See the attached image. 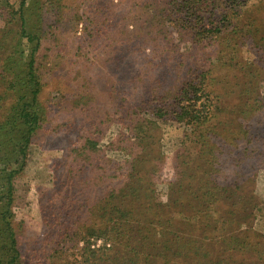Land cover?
Instances as JSON below:
<instances>
[{
	"label": "rangeland",
	"instance_id": "rangeland-1",
	"mask_svg": "<svg viewBox=\"0 0 264 264\" xmlns=\"http://www.w3.org/2000/svg\"><path fill=\"white\" fill-rule=\"evenodd\" d=\"M168 1L40 0L27 14L40 43L35 67L47 118L32 138L24 170L15 177L13 211L17 233L26 244L24 258H35V264H85V242L72 239L73 229L88 227L91 222H117L115 215L98 209L105 203L104 197L121 185L119 175L103 166L109 159L124 161V152L109 145L120 131H127L129 119L124 117L128 111L156 125L147 128L154 146L151 153L157 156V162L150 161L157 165L151 183L157 201L169 202L167 211L158 213L173 229L179 230L178 221L188 223L187 230L182 244H174L171 234L158 229L161 223L154 214L155 221L146 217L154 227L148 235L142 222L145 216L136 218L142 223L144 238L136 225L124 222L120 242H91L90 247L101 253L98 264H264V247L259 246H264V9L259 15L248 11V19L240 20L237 33L205 40L200 49L183 31L176 38L174 30V40L168 42L174 28L169 22L174 20V12ZM15 63L21 66V61ZM204 72L207 90L228 94L220 103L229 111L226 125L233 133L242 129L251 132L235 149L220 138L214 152L208 149L210 143L203 150L193 142L190 128L183 122L168 114H153V108L162 107L160 94L177 90L187 78ZM241 90L245 92L239 96ZM8 100L12 97L0 106V118ZM85 137L95 139L99 148L94 161L87 159L95 166H85L79 173H62L58 165L72 164L76 154L72 149ZM245 145L255 148L250 161L239 154ZM209 151L216 161L210 160ZM86 157L81 154L76 159L82 162ZM181 169L185 176L179 183L176 173ZM190 188L205 192L203 205L210 207L208 216L201 217L198 208L194 209L200 196L191 197ZM233 188L253 195L252 202L245 197L246 204L249 200L251 206L256 205L253 213L240 203L231 206L234 201L228 195ZM171 190L176 192L168 196ZM179 192L188 195L180 201L186 206L182 211L179 203L173 202L182 196ZM133 208L148 214L139 201ZM56 236L63 241L53 246ZM167 241L181 248L180 253L175 255ZM236 243L241 246L239 253ZM255 247L263 251L261 260Z\"/></svg>",
	"mask_w": 264,
	"mask_h": 264
},
{
	"label": "trees",
	"instance_id": "trees-1",
	"mask_svg": "<svg viewBox=\"0 0 264 264\" xmlns=\"http://www.w3.org/2000/svg\"><path fill=\"white\" fill-rule=\"evenodd\" d=\"M39 2L40 0H0V21L2 23L0 26V106H3L7 97H12L11 101L8 100L7 106L2 107L3 112L0 118V264H35L32 262L35 258H24L22 248L26 244L23 243V240L21 242L17 233L18 224L15 221L13 207L16 200L15 177L24 170L32 138L47 118V109L42 105L39 97L42 88L41 78L35 67V54L40 46L39 38L37 29L29 25L26 17L28 13H32L31 11ZM168 2L171 11L175 13L171 14L174 16V20L169 21L174 28L168 35V37L171 36L168 42L171 43V40H174L172 38L174 30L176 38L181 36L179 31H183V35L189 37L194 44H198L200 49L204 48L201 44L205 40L211 41V39H219L222 36L237 33L240 20L242 19L243 22L244 18L248 19V11L254 12V14L256 12L259 15L260 10L264 9V0H255L253 3L250 0H169ZM52 9L54 10L55 7ZM253 18L256 17L253 15ZM254 20L249 23L254 22ZM261 22L263 20L259 19V23ZM251 26L249 25L252 32ZM226 40H228L227 37ZM15 60L16 62L17 60L21 61V66L16 65ZM205 73L196 75L194 78H187L179 89L176 88L177 90L160 94L159 100L162 107L153 108V114L159 113L156 116L168 114L173 120L183 122L190 128L193 142L203 150H205L204 146L210 143L208 149L211 150L212 148L214 152L216 140L220 138L230 143V146L235 149L238 145L243 144L251 132L242 129L233 133L231 128L226 125L229 111L226 106L220 103L221 98L222 102L226 101L224 98L228 94L217 95L214 89L207 90ZM244 92L241 90L238 95L240 96ZM232 95L233 93H231ZM261 100L263 101V97ZM261 100L257 99L258 105ZM252 101L254 104L256 98L254 97ZM124 118L129 119V122L125 123L127 131L125 133L120 131L109 145V147H116L124 152V161L114 163L109 159L107 160L108 165L103 166L107 172L110 173L111 171V173L119 175L116 177L117 182L119 181L118 184L121 185L113 188V191L104 197L105 203L98 209L107 210L115 215L117 222L107 221L108 223L103 224L102 222L98 225L91 222L88 227L79 225L72 231V239L85 242L82 252L85 264H98L99 262L98 255L101 253H96L90 247L92 241L103 240L113 243L121 241L120 232L122 231L120 227L124 225V222L126 225L131 223L136 225L139 228L140 236L144 238L141 235L144 232L141 230L144 228L147 232L145 234L148 235L154 229L151 223V220L155 221L152 218L154 214L153 217H156L158 224L161 223L158 225V229L164 235L171 234L175 238L174 244H182L181 240H184L183 235L187 230L185 225L188 223L183 224L182 221H178L176 225H180L179 230L173 229V226L168 224L169 221H164V218H161L162 214L159 215L160 213H158H165L169 207V202L160 203L157 201L151 183L152 175H156L157 165L154 163L150 165V161L157 162V156H153L151 153L154 146L150 141L152 134L148 133L147 128L148 126L155 128L156 125L150 119L138 115L136 117L129 111ZM240 149L241 153L239 154L244 155V159L250 161L249 156L254 153L255 148L252 149V147L245 145ZM72 150L76 152L72 164H66L63 167L61 164L58 165L62 173L73 174L77 171L79 173L83 172L85 166L86 169L88 165L92 164V168L95 166L94 163L88 164L87 162V159L94 161L98 155L99 148L96 146L95 139L81 138V141L76 143ZM72 150L69 151L70 154ZM209 153L210 160L213 162L215 156L211 151ZM246 153L248 154L246 155ZM81 154L87 155L82 162L76 159ZM234 160L238 159L235 158ZM176 174L178 175V182H184L185 171L181 169ZM168 182V185L172 184L176 187V184ZM236 186L238 183L234 184V188ZM234 188V191L231 189V193L229 192L228 195L234 201L231 206L235 207L240 203L243 208L249 207L250 212L253 213L256 205L252 203L254 206H251L249 200H247V204L245 203V197L249 196L252 202L253 195L241 193ZM190 190L191 197L200 196L194 209L198 208L201 217L208 216L206 214L210 207L203 205L205 192L201 193V188L199 190L190 188ZM170 192L168 196L176 191L171 190ZM179 195L182 196L173 202L179 203L182 211L186 206L183 203L180 204V201H183V198L188 195L187 193H180ZM154 198L160 209L156 210ZM234 198L238 201H235ZM140 199H144V201H140ZM138 201L146 208L149 215L133 208V206H138ZM127 205L129 206L127 207ZM154 210L157 213H151ZM143 216L145 217L142 220V228V223L136 218L142 219ZM146 217H150L151 220ZM198 221L202 222L201 220ZM61 241L63 240L56 236L53 240L55 243L52 245L57 246ZM167 242L170 243L171 248L174 247L171 242ZM53 246L51 249L57 254V248ZM235 246H239L240 249L237 251L239 253L241 246L237 243ZM174 248L175 255L179 254L181 248ZM255 248L257 253L255 255L261 260L263 251ZM102 255L104 254L102 253ZM105 257L107 255L101 256L102 260ZM106 260L109 261L110 258H106Z\"/></svg>",
	"mask_w": 264,
	"mask_h": 264
}]
</instances>
